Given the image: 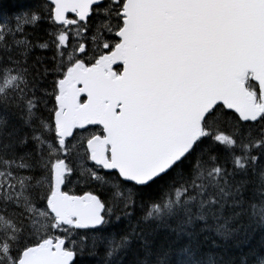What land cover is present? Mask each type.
I'll use <instances>...</instances> for the list:
<instances>
[{"label": "snow or ice", "instance_id": "6c2138e0", "mask_svg": "<svg viewBox=\"0 0 264 264\" xmlns=\"http://www.w3.org/2000/svg\"><path fill=\"white\" fill-rule=\"evenodd\" d=\"M0 264H264V0L0 16Z\"/></svg>", "mask_w": 264, "mask_h": 264}, {"label": "trees", "instance_id": "16d2710c", "mask_svg": "<svg viewBox=\"0 0 264 264\" xmlns=\"http://www.w3.org/2000/svg\"><path fill=\"white\" fill-rule=\"evenodd\" d=\"M26 3L28 0H0V16L13 13Z\"/></svg>", "mask_w": 264, "mask_h": 264}]
</instances>
